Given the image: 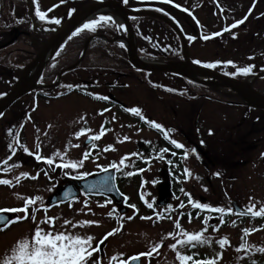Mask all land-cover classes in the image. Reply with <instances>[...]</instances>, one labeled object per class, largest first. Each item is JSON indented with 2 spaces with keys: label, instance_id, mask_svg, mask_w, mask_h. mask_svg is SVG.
<instances>
[{
  "label": "rangeland",
  "instance_id": "obj_1",
  "mask_svg": "<svg viewBox=\"0 0 264 264\" xmlns=\"http://www.w3.org/2000/svg\"><path fill=\"white\" fill-rule=\"evenodd\" d=\"M62 0H37V5L42 6L45 3L44 7H52L57 2ZM135 1V0H134ZM263 5L259 3V0H176L175 5L180 4L185 8L184 10H189L191 12H194L195 17L197 18L198 27L204 32H208L212 27L221 29V28H230L233 31H240L239 25L241 23L237 24L235 27H231V25L236 24L237 21H241V17L243 14L248 12V10H255V8L263 9L264 7V0L260 1ZM67 4V2H64ZM162 7H166L165 5L159 3ZM158 4V5H159ZM210 4L214 5V12L208 15V11H210L207 7ZM37 5H34L35 8ZM57 4L55 6V9L51 10L52 14H55L56 17H60L62 12L65 10L64 8H61ZM159 5V6H160ZM223 8L220 11H217L218 9ZM41 9V8H40ZM42 10V9H41ZM0 14H4V18H7V21L5 24L0 25V28L4 26H9L13 24L15 21L14 19L7 14L4 10H0ZM250 23L248 20L246 24ZM4 30V29H3ZM18 48H23L21 45H18L17 47H14V50ZM20 54L12 53L9 57L12 59L20 57ZM12 59V60H13ZM6 72V71H5ZM96 73L92 74L95 76ZM80 76V72L73 73L72 75L67 76L68 80L77 78L76 76ZM162 79V78H160ZM3 84L0 85V92L5 91L11 83V76H6L3 78ZM131 87L127 89L126 91L119 92L122 97L125 99L131 100V104H134L132 101V96L139 97V95L144 96L147 90L145 88H142L141 86H137L134 83H131ZM119 91V90H117ZM79 98L75 97L73 100H69L68 102H72L74 100H77ZM82 100V99H80ZM84 101V100H82ZM172 101V100H170ZM65 102V101H64ZM64 102H58L60 104ZM157 102H162L161 100ZM86 103V102H85ZM92 104L86 103L85 106H78L75 107V111L73 113V116L76 115L77 118L83 117L84 112L86 111V115L90 117V123L92 124V128L90 129L93 136H98L99 139H96L97 146L99 147V151L101 152V155H98V157H91L87 160V163H89L92 168H101L104 166V164H107L105 160V156L107 154V151L105 150L106 146V139H110L112 135H115V139L113 141V145L110 149V151L113 154H117L119 156L120 154H126L128 152V157H133V153L130 152V148L133 147L130 143V137L128 136L127 129L123 126L122 128L118 127L115 128V125L120 126V122L113 123L112 120L109 118V116H106L103 113H92L91 109ZM97 106L98 105H93ZM23 108L25 109V106H21V108H17L14 111L13 115L7 116L3 121H0V173L8 170L7 168L10 167V165L13 162V157L9 153L11 150L10 148V142H11V133L13 131L12 124L11 123H17L19 118L17 116L18 113L20 115L23 113ZM51 108L48 104H42L39 106V108L36 110V114H39L42 120H53L54 123H61L63 119L56 116V108L53 107L52 112L46 113L45 111H48ZM84 109V110H83ZM221 122L224 124H230L232 123L229 118L234 117L235 113L231 110H228V108H221ZM125 114L121 113V118H123ZM178 115V114H177ZM176 114H172L171 116L174 118L177 116ZM111 117H113L111 115ZM125 118V117H124ZM106 121H109L108 125V132H104L102 129V124ZM33 122V120H32ZM45 122V121H44ZM127 122V121H125ZM186 125V121L184 122ZM29 123L26 126V129L23 134V141L27 142L32 149L33 143L35 140L38 139L39 134L37 133L36 129L33 126H37L36 122ZM69 124V121H65L64 125L60 128L55 126V130L53 128L54 124L51 126V128L48 131L54 132L56 139L63 142L64 147L67 150V158L73 159V156L78 157L81 153V141L83 138L89 134V130L86 129L84 132H82L79 137H77L75 134L81 131V128L75 127V129H71V140L73 144L79 145V147H74L71 149V151L76 154L73 155L70 153V148L67 147V144L65 140L63 139L64 134L67 132L63 130L67 125ZM90 124V125H91ZM173 127H176L177 129L182 128L181 126H178L174 124L172 121ZM30 125V126H29ZM206 125V124H205ZM38 127V126H37ZM144 127V126H142ZM119 128L121 129L119 131ZM146 133L141 132L139 137L145 138ZM236 136V135H234ZM127 137V139H125ZM51 136H48L46 139V144L49 145L51 142H53L51 139ZM138 137L135 136V132L132 131V139L135 140ZM219 144L221 142V139H217ZM52 144V143H51ZM54 147L52 144V147H47L46 150H43V154H47L48 151H53ZM138 156H140L138 154ZM18 158V157H17ZM123 158V156H122ZM110 160L117 164L118 168L122 167L123 165H120L119 159H116L111 156ZM11 161V162H10ZM162 162H160L159 166ZM110 164V162H109ZM129 164V163H127ZM99 166V167H98ZM130 166V165H129ZM158 163L156 161H152L148 164L146 167L145 172L143 173V185L141 187L143 199L142 202L147 205L148 203H151V200L153 197H151V186L153 185L152 181V174L156 172ZM258 164L254 162H251L248 166L244 167L243 169H235L233 167L226 170V172L223 171V167H219L217 165V169L212 171V175L215 173H218V175H214L215 183L212 182V189L215 186V190L217 192L218 197H212V195H209V201L208 205L211 207H221L224 208L225 211L223 213H219L220 216L224 217L223 224L225 226L221 227L218 231H213V228L216 229V226H213L209 230H205V227L201 226L200 222H197L195 219H189L186 222H177L175 218L172 216H167L168 212L165 210V212L156 211L155 217L152 219L147 218H141L144 217L143 214H139L136 216H133V214H124L123 216L115 217L112 220H108L106 217H112L114 215V206L107 204V202H103L100 200L98 202L95 199H82L78 203L70 205V207L65 208L61 207L58 210H47L46 214L48 212L53 211L51 215L54 216H43L42 218H37V221L35 223L34 228L31 230L30 227L26 224L25 228L19 230H12L9 234L5 235L4 237H0V255L3 256V260H5L7 257H10L12 255V249L14 248L15 244L23 239V238H30L31 235L34 234V230L37 227V224H39L40 228L45 230L46 232L49 230V224L48 223H42L41 221L47 219V218H56L52 224V231L53 232H60L64 231L68 234H79L81 236H92L94 239L90 242L92 249L94 243L96 240L101 238L100 236L102 234H107L110 232H113L109 236L108 239V252L106 249V256L107 260L105 262H100L97 259H92L89 261L87 259V264H92L93 261H96L97 264H125L126 258L130 255H135L138 253H143V261L142 264H181V260L177 257V251L180 252L181 250L185 248V243L188 242L187 237L183 235L184 232H188L189 234H194L195 232H201L202 238L204 239L203 243H199L201 245V249L204 252H209L210 250L214 249V245L216 244V239L224 238L230 242H232L231 245H229V249L226 250L225 248H221L218 250V258L217 262L215 264H233L238 261H241L243 259H254L257 258L260 262H264V252L261 251V249H264V223L261 226H257L251 221L244 220L242 218L236 217L233 215L232 211L229 212V204L231 200H234L238 202V198H246L247 195L252 192L254 195L257 193V189L259 191L260 196L258 195V203L256 205V209L258 205L262 206L264 201V185L261 180L262 176H260L259 173H257ZM184 168L189 169V175L188 178L185 179V182L181 184V189H184V192L188 193L189 195H185L184 192H181L179 196L178 202H182V197L184 196L186 198V201L189 199H192L194 202L198 201L199 196V188L196 187L195 183L196 181L202 177V175L206 173L205 168H203L201 165H198L194 163L193 158L186 157L183 159V165L181 168H179L178 172L183 171ZM30 170V174L33 172L32 169L29 167H26L25 170ZM67 170V169H66ZM184 174V173H183ZM177 176H180V173H177ZM240 176V177H239ZM19 177V176H18ZM251 177H255V180L258 181V185L256 188L254 186L253 180ZM146 178V179H145ZM175 178V175H174ZM31 182V180L19 177L17 181V185L15 189L12 191L8 188L3 187L0 189V206L4 205L5 203H8L10 207H15L17 204H24L25 201L29 198H33V195L31 192L28 191V185ZM53 183L55 184L56 181L54 179L52 180H46L41 181L38 184V188L41 189V194L39 196V204H44V200L46 199V193L49 191V188H52ZM201 183V182H198ZM121 185L125 186V184L122 182ZM120 185V186H121ZM247 186V187H246ZM124 189V190H123ZM121 189L120 191L122 193H126L128 196L131 204H136L137 206H140L139 201L136 200V193H138V188L135 184H133V188L131 190L130 187H126ZM34 193V191H32ZM15 193V194H14ZM210 194H213L210 191ZM262 199V204H260L259 199ZM249 200V199H247ZM84 202H87V207H84ZM255 202V201H253ZM252 203V201H251ZM250 203V207H252ZM256 203V202H255ZM34 204V203H33ZM32 204V205H33ZM152 204V203H151ZM253 204V203H252ZM136 208V207H135ZM187 208H193L190 204L187 203ZM173 210V209H171ZM190 210H187L185 212H189ZM112 213V215H108L109 213ZM36 214V213H35ZM128 217H132L131 220L128 219ZM67 220L70 223L64 224V221ZM81 220L85 221H97L98 224H89L88 228H85L84 226H78L73 228L72 224H79ZM179 224V227L176 225ZM66 226L68 230L66 231ZM247 230V231H245ZM204 231L205 233H202ZM170 234V235H169ZM238 239L244 240L242 243L243 247L241 248L242 244H239ZM181 241L180 244H177L176 241ZM187 240L185 243L184 241ZM163 247H158L157 244H161ZM170 245H175V248L170 247ZM154 247V248H152ZM237 249H241L240 251H237ZM147 252L151 254V256H147ZM213 252H216L214 250ZM208 258L210 260H214L213 254L207 253ZM235 255V256H234ZM234 256V257H233ZM97 257V253H96ZM112 257H116V259H112ZM186 264V262H184Z\"/></svg>",
  "mask_w": 264,
  "mask_h": 264
},
{
  "label": "snow or ice",
  "instance_id": "obj_2",
  "mask_svg": "<svg viewBox=\"0 0 264 264\" xmlns=\"http://www.w3.org/2000/svg\"><path fill=\"white\" fill-rule=\"evenodd\" d=\"M124 3H127V0H123ZM164 2H167V0H164ZM32 3L34 5H37V0H32ZM156 11H161L159 8L155 9ZM48 11H51V9H49ZM69 14H71V10L69 12ZM35 15L36 17L42 21V22H52V23H56L59 24L60 20L59 19H51L46 20V12L45 11H41L37 5L36 7V11H35ZM243 20L241 21H237L236 24L231 25V27H235L237 24L242 23ZM98 27H117L118 30H123L124 29V24L120 23V24H116L114 18L111 15H99L94 19H91L89 21H87L86 23H84L81 27L76 28V30L72 33V36H76L77 34H79L81 31L83 30H88V31H95ZM228 29L226 28L225 31H227ZM214 35H220V33H215ZM71 38V37H70ZM203 39H208V36H204L202 37ZM188 40H193L194 37L192 36H188L187 37ZM121 47H123V45H120ZM193 63H201L200 61H196L194 60ZM222 62L220 61H216L213 63H206L203 66L207 67V68H214L217 65L221 64ZM226 65H233V62L231 61H227V62H223ZM252 67L251 65L247 66V67H238L236 68V71L233 73H225V75H249L251 74L252 71ZM102 99H107V97H103ZM129 111H131L132 113H136L139 118L141 120H145V117L143 115H140V110L138 108H131L129 109ZM151 123L152 127L155 129H158L160 132L163 133V137L164 139L167 141L169 140V135L170 133L173 132V129H164L162 127V125H160L159 123L156 122H149ZM84 129H81L80 132L76 133L75 135L77 137H79V135L84 132ZM99 139L98 136H92L89 139V143H91L92 141ZM127 139V137L125 138ZM170 143L172 146H174L175 149L180 150L183 149L185 146L182 145L181 143H179L178 141H176L175 139H171ZM76 147H79V145H75ZM93 147H95V145H92ZM110 147V146H109ZM37 148H39V145H37ZM107 150V149H105ZM25 151H27V149H25ZM194 151V150H193ZM169 152V148L168 147H161L159 148V152L157 153V156L160 159H163L164 157L161 155L162 153H168ZM89 153L85 152L83 154V158L80 160H68V159H64L63 156H61L59 153H53L52 156L49 157H40L37 156V159H43L44 163L48 164V165H53L54 164V156H58L60 157V159L62 160L61 163L56 164V167H59L61 169H72V170H76L78 168H80L83 165V162L85 159L88 158ZM132 155H137L135 153H133ZM172 156H176L177 152L176 151H172L171 152ZM188 153L184 152L183 156L187 157ZM264 155V154H262ZM125 163V159L122 158L119 162L120 165H124ZM171 163V162H170ZM99 167V166H98ZM109 167L114 168L119 170L117 164L113 163L110 164ZM55 170V168H53V171ZM106 170V169H104ZM139 171H143V169H140ZM183 173L185 176V179L188 178L189 175V169L184 168L183 169ZM133 172H127L125 173V175H133ZM22 176L27 177V173H22ZM83 175H85L84 173H80L78 178L82 177ZM214 175H218V173H215ZM33 179L35 177H32ZM19 179V178H17ZM0 184H4V185H9L11 186V182L7 179H0ZM181 192H184V189H180ZM185 195H189L188 193L184 192ZM69 196L68 193H65V197L67 198ZM40 198L38 197H34V198H29L25 201V204L23 207L19 208V209H5V210H0V213L2 212H7V211H11V212H26L28 205L29 204H33L36 201H38ZM141 199H143V196L141 197ZM251 199V198H250ZM188 204H190L193 208L195 209H200V210H205V211H210V212H214V213H223L225 211L224 208L221 207H211L208 204H202L199 202H194L192 199H189L187 201ZM84 207H87V202H84ZM133 208H135V205H132ZM148 208H152L153 205L151 203L147 204ZM179 207H184V204L181 203L179 205ZM37 209L33 208L32 209V219L35 221V211ZM229 212H231L232 210L229 208L228 209ZM251 213V215L253 217L264 214V207H262L259 212H255L253 211L252 207H248L246 208L244 211L238 213V215L243 216L245 214ZM108 215H112V213L110 212ZM24 218H27V215H25L24 217H16L17 220H22ZM142 219L145 217H141ZM56 218H47L43 221H41L42 223H48L49 224V230L46 232L45 230L41 229L39 224H37V227L34 230V234L31 235L30 238H23L21 240H19L14 248L12 249V255L10 257H7L5 259L4 264H87V259L89 257H91L92 255V251H95L96 249H91V241L94 239V237L92 236H81L79 234H68L64 231H60V232H53L52 229V224L54 222ZM129 220L132 219V217H128ZM223 222V221H222ZM70 222L65 220L64 224H69ZM98 224L99 222L97 221H81L79 222V224H72V227H78V226H85V225H89V224ZM0 224H4L5 226H7V218H3L0 219ZM177 227H179V224L176 225ZM0 230H3L2 228H0ZM216 229L213 228V231H215ZM115 230H113V232L108 233L107 235H111L114 233ZM247 231V230H245ZM170 235V234H169ZM183 235L185 237H187V240L189 243L191 242H195L198 241L200 243L204 242V239L202 238V234L201 232H195L194 234H189L188 232H184ZM107 238V236L105 237V239ZM177 244H180L181 241L177 240L176 241ZM218 243L223 246L226 243V240L221 239L218 241ZM97 247H99V245H97ZM170 247L175 248V245H170ZM243 247V244L241 245V248ZM241 249H237V251H240ZM262 252H264V249H261ZM177 257L181 260V264H184V262L191 260L190 256H183L180 254V252L177 251ZM218 258V256H217ZM112 259H116V257H112ZM92 264H97L96 261H93ZM196 264H213L212 260H202V261H196Z\"/></svg>",
  "mask_w": 264,
  "mask_h": 264
},
{
  "label": "water",
  "instance_id": "obj_3",
  "mask_svg": "<svg viewBox=\"0 0 264 264\" xmlns=\"http://www.w3.org/2000/svg\"><path fill=\"white\" fill-rule=\"evenodd\" d=\"M102 9H112V10L114 9L115 11H117L122 16V21H124L127 32H128V27H129V24L127 21L128 16H134L135 17V16H140V15L146 14V13L144 14V13H140L137 11L134 12V11L128 10L127 8L123 7L120 3H117L115 1H113V2H102L99 4L91 5V7L87 8V9L81 11L79 14H76L73 17H71L70 20L65 22L53 34V37L51 38L47 47L40 52V55L38 56V57H40L39 59H41L45 56L50 58V50L52 49V47H54L53 45L58 40H61V38L66 37L74 28L81 25V23L84 20H86L88 17L92 16V14H95L97 12L102 11ZM128 36L130 37V33L128 34ZM127 43H128L127 50H128L129 55H130V61H132V63L138 65L137 61L135 59V53L133 52V47H132L131 43H129V42H127ZM138 66H140V65H138ZM217 78L221 80L220 77L217 76ZM19 80L20 81H19L18 85L13 90V92L9 95V97H7L5 100L0 101V112L2 110H4L6 107H8L10 105V103H12V101H14L18 97H20L21 94H23L26 91H28L29 89H31V86L33 83H35L36 78L29 81L28 79H26V73L24 72L21 75V77L19 78ZM224 82L229 87H231L233 90L238 91L242 95V97L245 100H247L250 104H252L254 107H260V108L264 109V97L260 96L259 94H256L254 91H252L248 87V85H244V84H241L237 81H232V80H228V79H224ZM106 177L108 178L109 186L107 188L100 186V188L97 191L99 193L101 192L104 194L111 195L114 192L113 191V184L111 183V176L107 175ZM63 191H64V194L65 193L69 194L68 197H70V198L74 197V192L72 189L64 188Z\"/></svg>",
  "mask_w": 264,
  "mask_h": 264
}]
</instances>
